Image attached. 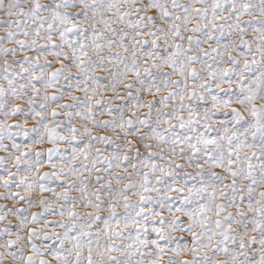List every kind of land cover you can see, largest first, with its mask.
<instances>
[{
	"label": "snow or ice",
	"instance_id": "1",
	"mask_svg": "<svg viewBox=\"0 0 264 264\" xmlns=\"http://www.w3.org/2000/svg\"><path fill=\"white\" fill-rule=\"evenodd\" d=\"M0 33V264H264V0H0Z\"/></svg>",
	"mask_w": 264,
	"mask_h": 264
},
{
	"label": "rangeland",
	"instance_id": "2",
	"mask_svg": "<svg viewBox=\"0 0 264 264\" xmlns=\"http://www.w3.org/2000/svg\"><path fill=\"white\" fill-rule=\"evenodd\" d=\"M3 33H0V35H2ZM205 47H207V45H205ZM49 59H51V57H49ZM225 87H227L226 85H225ZM233 87H235V86H233ZM77 95H81L80 93H76ZM106 118V117H105ZM6 143H7V141H6ZM3 155H5V153H3V152H0V156H3ZM44 170H48L47 168L46 169H44ZM190 171V170H189ZM216 171H219V169H217ZM0 203H6V202H4V201H0ZM33 210H37V209H33ZM51 218V217H50Z\"/></svg>",
	"mask_w": 264,
	"mask_h": 264
}]
</instances>
